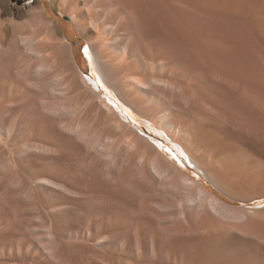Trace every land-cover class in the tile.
I'll list each match as a JSON object with an SVG mask.
<instances>
[{"label":"bare ground","instance_id":"obj_1","mask_svg":"<svg viewBox=\"0 0 264 264\" xmlns=\"http://www.w3.org/2000/svg\"><path fill=\"white\" fill-rule=\"evenodd\" d=\"M24 1L0 0V264H264V0Z\"/></svg>","mask_w":264,"mask_h":264},{"label":"rangeland","instance_id":"obj_2","mask_svg":"<svg viewBox=\"0 0 264 264\" xmlns=\"http://www.w3.org/2000/svg\"><path fill=\"white\" fill-rule=\"evenodd\" d=\"M10 1H12L13 4L15 3L16 5L17 4L23 5V4H26L28 2V1H24V0H10ZM54 15H55L54 16L55 18L61 17V19H62L59 24H60L61 28L63 29V33H64L65 38L69 42H71L75 48H77V47L79 48L81 56L84 60L83 63L80 62L83 74L86 76L93 75L92 77H95L101 83L102 86L106 87V90L109 89L104 84L102 79L100 77H98V75L96 73L91 71V67L87 62L88 57L86 60L82 54V51L84 50L85 46H87V41H86L85 37L83 36V34L81 33L80 28L69 17H67L65 15H60V13H58L57 11L55 12ZM101 89L104 90V88H101ZM104 92H105V90H104ZM107 92H110L114 97H117L112 90L109 89V91L107 90ZM107 96L110 97L111 95L109 93H107ZM112 101H115V100L112 99ZM123 107L126 109L128 114L134 119V121L137 122V127H141V130H138L139 133L147 135L146 134L147 132H143L144 130L145 131L153 130V128H152L154 126L153 124H152L153 126H150L149 123L146 124L144 122V119L142 117L138 116L132 109H130L126 105H123ZM132 126H134V125H132ZM134 127H136V126H134ZM189 172H190V175L192 177H194L195 179L202 178L204 182H206L209 186H211L212 189H215L214 186L207 179H205L203 177L202 173L198 169L195 168V169H192L191 171L189 170ZM244 205L247 207H256V206L259 207L261 205H264V198L255 199V200L251 201L250 203L244 204Z\"/></svg>","mask_w":264,"mask_h":264},{"label":"snow or ice","instance_id":"obj_3","mask_svg":"<svg viewBox=\"0 0 264 264\" xmlns=\"http://www.w3.org/2000/svg\"><path fill=\"white\" fill-rule=\"evenodd\" d=\"M84 53H85V55H87V53H88V48H87V46H85V48H84Z\"/></svg>","mask_w":264,"mask_h":264}]
</instances>
